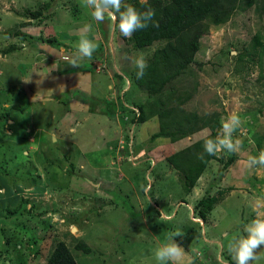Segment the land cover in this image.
I'll return each mask as SVG.
<instances>
[{
  "label": "rangeland",
  "instance_id": "374dc122",
  "mask_svg": "<svg viewBox=\"0 0 264 264\" xmlns=\"http://www.w3.org/2000/svg\"><path fill=\"white\" fill-rule=\"evenodd\" d=\"M37 10L43 16L33 18ZM90 13L86 0H0V113L10 109L0 123V164L10 173L0 174V218H8L0 264H46L60 241L78 264H157L155 250L177 231L180 264H235L230 241L246 235L252 220H264V166L248 167L249 157L264 151V54L253 48L254 35L264 36V12L239 8L226 23L211 24L196 62L172 83L175 90L159 95L167 105L189 95L187 111L242 121L233 133L235 163L219 178L224 161L212 159L188 194L167 157L211 129L177 142L151 140L157 115L132 126L119 115L123 103L159 109L131 73L136 58L148 63L165 41L133 50L116 20L97 22ZM82 38L98 47L74 67L67 62ZM50 45L68 52L67 60L47 52ZM126 131L133 133L131 155L121 145ZM25 171L39 183L16 181ZM208 194L219 202L204 221L196 206ZM20 198L37 207L19 221L6 208ZM79 240L92 252L77 250ZM256 257L250 264H264V246Z\"/></svg>",
  "mask_w": 264,
  "mask_h": 264
},
{
  "label": "trees",
  "instance_id": "16d2710c",
  "mask_svg": "<svg viewBox=\"0 0 264 264\" xmlns=\"http://www.w3.org/2000/svg\"><path fill=\"white\" fill-rule=\"evenodd\" d=\"M123 5H131L141 11H145L150 7L155 11L153 22L147 28L134 32L131 38H126L133 50L145 49L156 42L165 41L161 47L155 49L147 63L148 67L142 79H137L136 69L131 73L135 85L146 91L149 97H156L154 98V104L159 109L156 112L150 111V113H147L144 106L135 104L141 111L140 114H136L131 107L123 103L119 114L123 124L132 126L145 123L157 115L160 129L152 134L151 140L164 137L170 138L172 142L191 136L204 128L211 129V133L206 137L167 157L171 166L182 173L183 189L188 194L212 159L224 161V166L219 172V178H221L223 171L235 163L237 156L233 153L225 159L224 157L219 158V153L209 156L204 152V141L215 138L221 132L219 113L200 115L196 111H187L183 105L189 99V95L185 98L179 97L178 103L173 105H167L165 100H159V95L165 91L175 90L172 83L185 74L191 65L196 62L195 57L201 47L200 39L209 33L211 24L226 23L239 8L255 6L258 10L264 12V0H125V2H122V8ZM31 15L33 18H40L43 16V11H33ZM116 21L119 22L118 19ZM55 40L53 38L49 41L53 42ZM258 47L261 49L260 54L263 56L264 36L260 32L254 35L253 48L258 49ZM245 56V53H241L237 56V59L242 61ZM67 63L71 64V61ZM199 64L202 65V63ZM260 64L263 66L262 60ZM12 89L16 88L13 87ZM123 97L124 94L121 95V98ZM9 114L10 109H3L0 113V123L7 121ZM125 138L127 139L126 142L123 140L121 145L128 154L130 152L132 154L130 148L131 142L133 143V133L126 131ZM25 173L26 176H14L16 181L26 182L28 180L33 181L35 184L39 183L36 182V178L29 179L28 173L26 171ZM0 174L10 175L9 172L3 169L1 164ZM218 202L219 197L215 195L208 194L201 198L196 206V213L199 218L207 221L208 215ZM35 207H37V204L33 203L32 199L20 198L16 206L7 207L6 210L12 217L14 216L20 221L21 217L31 212ZM3 219L8 218H0V236H3V230H1ZM75 248L85 253L92 252L91 246L83 240H79ZM0 255L3 256V254ZM46 264H78V261L68 244L60 241L47 257Z\"/></svg>",
  "mask_w": 264,
  "mask_h": 264
},
{
  "label": "clouds",
  "instance_id": "9594fccd",
  "mask_svg": "<svg viewBox=\"0 0 264 264\" xmlns=\"http://www.w3.org/2000/svg\"><path fill=\"white\" fill-rule=\"evenodd\" d=\"M86 3L91 9L90 14L94 21L103 22L106 19V15L112 20L118 19L117 27L126 38H131L134 32L147 28L153 22L155 16L154 9L150 7L145 11L138 10L131 5H123L122 8V0H86ZM97 47L96 43L82 38L78 43L76 57L72 60L71 65L79 67L78 60L83 58L91 59ZM133 63L137 79H142L148 67L146 60L143 57H138ZM241 123L242 121L238 114L229 115L227 119L222 120V133L215 138L204 141V152L209 156H214L220 152H235L239 141L233 139V133L241 126ZM255 166H264V151H261L258 157H249L248 167L252 168ZM145 191L147 192L148 189L145 188ZM244 233L246 235L230 241L228 246L235 264H250L251 261L257 259L256 251L261 246H264V220H252L244 227ZM177 236H181L179 231L169 237V243L155 250L154 260L157 264H180L183 250L181 245L175 240Z\"/></svg>",
  "mask_w": 264,
  "mask_h": 264
},
{
  "label": "water",
  "instance_id": "95a60500",
  "mask_svg": "<svg viewBox=\"0 0 264 264\" xmlns=\"http://www.w3.org/2000/svg\"><path fill=\"white\" fill-rule=\"evenodd\" d=\"M49 47H51V48H49ZM47 49H46V51L47 52H50L51 54H53V55H63V53L64 54H69L68 52H62L60 49H58V48H55V47H53V46H49Z\"/></svg>",
  "mask_w": 264,
  "mask_h": 264
},
{
  "label": "built area",
  "instance_id": "2783aa9c",
  "mask_svg": "<svg viewBox=\"0 0 264 264\" xmlns=\"http://www.w3.org/2000/svg\"><path fill=\"white\" fill-rule=\"evenodd\" d=\"M128 107H131V108L135 111L136 114H140V110H139V108L136 107L135 105H130V106H128Z\"/></svg>",
  "mask_w": 264,
  "mask_h": 264
},
{
  "label": "crops",
  "instance_id": "0c3cea01",
  "mask_svg": "<svg viewBox=\"0 0 264 264\" xmlns=\"http://www.w3.org/2000/svg\"><path fill=\"white\" fill-rule=\"evenodd\" d=\"M70 49V48H69ZM63 52V51H62ZM72 52H74V51H72ZM64 57V56H63ZM66 60H67V57H64ZM60 63V62H59Z\"/></svg>",
  "mask_w": 264,
  "mask_h": 264
}]
</instances>
